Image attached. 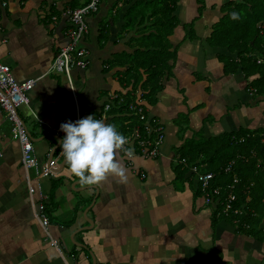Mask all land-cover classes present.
Here are the masks:
<instances>
[{"label": "crops", "instance_id": "0c3cea01", "mask_svg": "<svg viewBox=\"0 0 264 264\" xmlns=\"http://www.w3.org/2000/svg\"><path fill=\"white\" fill-rule=\"evenodd\" d=\"M228 1L238 0L180 1L179 26L170 37L175 58L150 97L154 103L147 101L145 70L136 86L126 75L127 59L143 37L122 31L125 0H102L98 13L86 19L89 66L72 73L81 118L98 119L117 96L129 104L142 101L165 129L157 158L138 151L132 165L121 160L126 183L109 177L97 187L82 186L61 154L63 137L55 130L75 116L77 104L67 77L51 72L73 29L66 11L88 0H0V61L19 82L37 79L19 115L41 167L52 169L33 183L31 196L20 144L0 106V264H264V202L260 223L252 227L215 219L216 208L205 204L193 173L178 162L184 144L198 133L211 139L240 128L264 129V97L253 99L247 88L255 77L248 81L241 71L226 76L224 52L208 43ZM188 29L197 37L188 38ZM112 104L106 123L118 130L127 122L140 125ZM181 115L187 116L185 132ZM41 211L50 218L48 233L37 218Z\"/></svg>", "mask_w": 264, "mask_h": 264}, {"label": "trees", "instance_id": "16d2710c", "mask_svg": "<svg viewBox=\"0 0 264 264\" xmlns=\"http://www.w3.org/2000/svg\"><path fill=\"white\" fill-rule=\"evenodd\" d=\"M180 1L125 0L121 6V8L128 6L122 31L125 33L135 31L143 37L138 50L127 59L126 75L135 81L136 86L139 85L142 76L140 69L145 70L148 76L146 83L149 103H154L150 97H153L156 89L160 88L158 82L161 77L166 71H171L168 61L175 58V54L171 51L170 37L179 26L180 21L176 16V11ZM89 2L90 0L87 4ZM101 2L102 0L98 11ZM98 11L89 16L97 14ZM222 12L223 17L212 27L213 32L208 37L209 43L212 47L224 52L222 62L226 76L241 71L248 81L251 77H255L249 81L247 87L249 94L253 99L264 97V0L228 1L223 5ZM232 12L239 13L240 18L230 19ZM147 22L151 24L145 27ZM153 28L155 30L147 35L148 30H153ZM104 29L107 31L106 27ZM234 29H241L243 33L230 38L228 42H220L217 34H230ZM213 39L216 40V45ZM259 60H262L261 63ZM152 83L155 87H150ZM126 99L130 102V98ZM114 102L121 114L127 115L126 117L131 114L128 108L129 103L124 102L117 107L118 100ZM179 120L180 130L185 132L186 128L182 129V125H188L187 116L181 115ZM143 126L141 125L142 128ZM152 126L155 127L153 124ZM119 130L126 133L122 127ZM145 134L143 131V135ZM180 155L179 158L186 159L191 165L199 166L202 172L214 174V179L210 182L211 189L221 188V199H224L229 192H233L228 189V186L234 185V179H238V183L234 185L236 200L233 202V211L226 214L223 212L224 205H218L214 211L215 219H218V216H220L219 219L229 218L232 221H238L240 225L244 224L249 227L260 223L258 207L261 202H264L262 181L264 177V129L240 128L238 131L211 139L201 137L198 133L184 144ZM191 181L193 182V179ZM197 192L202 196L200 188ZM261 192L263 196L260 197ZM236 210L241 213L235 214Z\"/></svg>", "mask_w": 264, "mask_h": 264}, {"label": "built area", "instance_id": "2783aa9c", "mask_svg": "<svg viewBox=\"0 0 264 264\" xmlns=\"http://www.w3.org/2000/svg\"><path fill=\"white\" fill-rule=\"evenodd\" d=\"M100 1L101 0H90V2L83 7L68 9L66 11L73 29L69 32V43L62 47L56 54L51 72L59 73L67 77L70 82V88L73 94L72 97L77 106L75 116L66 118L62 123L68 121L74 123L82 119L72 73L74 70L85 71L89 66L90 52L83 45V41L89 33V25L86 22V18L93 12L98 11ZM2 6L5 7L6 3H3ZM261 61L262 60H259L260 63ZM36 82L37 79H30L26 82L17 81L11 67L0 61V106L7 112L8 119L13 126V136L20 144L21 162L26 172L27 187L31 196L36 192L33 183L41 178L49 177L52 172L51 167H41L35 154L31 135L23 119L19 115V109L30 103L28 93L34 89ZM115 100H118L117 103L119 105L124 103V100L117 96L112 98L110 101L111 103L105 105L98 119L106 118L105 122L107 121L108 113L113 108L112 102ZM128 108L131 113L129 116L138 118V120H140V125L137 124L135 126V124L127 122L124 127L126 133L121 132L118 128L117 130L129 139V146L135 149V157L138 151H140L141 154L146 157L157 158L160 155L161 147L165 141V129L163 125L158 119L150 116L148 108L144 106L142 101L136 103L132 102L128 105ZM152 124L155 125V127L152 126ZM141 125H144L143 128ZM143 131H145V135H143ZM55 133L63 138L66 135L60 130V125L55 130ZM126 160L129 162V165L133 164V160H128L127 158ZM178 162L186 166L193 173L194 180L197 181L198 188H200L202 197L207 206L217 208L218 205H224L223 212L226 214L233 211V202L236 200L234 185L238 183L237 178L234 179V185L228 186V189L233 192H229L224 199H221L222 189H211L210 182L214 179L213 173L202 172L199 166L189 164L186 159L179 158ZM141 177L145 178L146 175L141 173ZM37 187L40 199L42 201L46 200L47 197L44 194L42 186L38 184ZM42 209L43 206L41 205V210ZM240 213L241 212L238 210L235 211V214ZM37 218L45 232L48 233L50 218L42 211L37 213ZM237 222L238 221H236V223ZM56 242L57 241H55L54 244H57Z\"/></svg>", "mask_w": 264, "mask_h": 264}, {"label": "clouds", "instance_id": "9594fccd", "mask_svg": "<svg viewBox=\"0 0 264 264\" xmlns=\"http://www.w3.org/2000/svg\"><path fill=\"white\" fill-rule=\"evenodd\" d=\"M239 18L237 12L230 14L232 20ZM105 119L89 115L74 123L68 121L60 125V130L66 134L60 142L61 154L69 172L82 186L99 187L109 177L126 183L128 176L121 160L135 159V149L129 146V139Z\"/></svg>", "mask_w": 264, "mask_h": 264}, {"label": "rangeland", "instance_id": "374dc122", "mask_svg": "<svg viewBox=\"0 0 264 264\" xmlns=\"http://www.w3.org/2000/svg\"><path fill=\"white\" fill-rule=\"evenodd\" d=\"M226 9V8H225ZM225 9L223 10V11H225ZM187 32H188V38L189 37H197V36H194V33H190V31H189V29L187 30ZM241 33H243V31L241 30V29H234L233 31H232V33H230V34H217V37H218V39L220 40V42H228V41H230V38H235V36H237V35H241ZM210 40V39H209ZM208 40V43L210 42ZM213 43L216 45V40L215 39H213ZM209 45H210V43H209ZM211 46V45H210ZM226 49H228V48H226ZM167 55V54H166ZM167 57H168V55H167ZM161 74H162V72H161ZM258 210H259V214L262 212V207H258Z\"/></svg>", "mask_w": 264, "mask_h": 264}, {"label": "bare ground", "instance_id": "6f19581e", "mask_svg": "<svg viewBox=\"0 0 264 264\" xmlns=\"http://www.w3.org/2000/svg\"><path fill=\"white\" fill-rule=\"evenodd\" d=\"M121 98V97H120ZM114 100V99H113ZM110 103V102H109ZM113 109V108H112Z\"/></svg>", "mask_w": 264, "mask_h": 264}]
</instances>
